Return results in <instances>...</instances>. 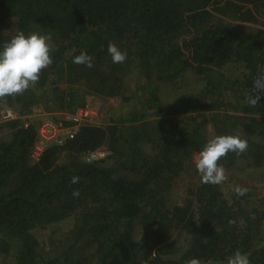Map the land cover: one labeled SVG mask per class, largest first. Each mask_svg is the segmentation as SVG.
Wrapping results in <instances>:
<instances>
[{
    "label": "trees",
    "instance_id": "1",
    "mask_svg": "<svg viewBox=\"0 0 264 264\" xmlns=\"http://www.w3.org/2000/svg\"><path fill=\"white\" fill-rule=\"evenodd\" d=\"M218 12H226L241 29L237 20L257 23L264 17V0H0V51L21 31L49 35L54 48L53 64L43 70L34 86L0 101L25 115L41 102L48 110L77 107L84 103L86 93L121 99L131 94L143 109L150 104L145 113L128 115L131 122L150 116L164 121L174 115H182L176 122L194 121L196 112L205 116L222 108L223 115L216 114L223 117L217 135L240 132L249 148L241 155L229 152L219 164L229 166L243 157L248 166L260 167L264 141L253 140L251 135L258 131L264 137V117L258 119L256 129L245 122L253 117L242 116H264V96L255 107L223 99L192 100L185 95L169 103L161 100L162 85L176 84L186 73L204 79L203 91H210L215 79L229 81L226 69L231 65L242 74L238 82L243 87H252L264 72V28L235 34L231 24L216 21ZM110 41L127 51L123 64L112 63L107 52ZM81 52L93 57L94 67L72 62ZM133 69L137 78L131 89L125 76ZM119 125L81 124L71 139L45 147L29 163L38 125L7 121L11 136L0 141V189L11 180L14 186L0 194V254L9 252L14 239L15 264H84L74 249L88 231L95 243L94 264H185L190 258L204 264L225 260L237 250L249 254L251 264H264V201L262 207L246 210L231 204L219 185L202 184L200 179L187 190L183 203L168 204L171 181L205 143L197 128L173 132L169 119L166 129L159 127L151 160L138 164L141 177L128 179L113 177L98 159L86 163L84 158L104 145L122 155L117 147L123 128ZM134 150L129 149V156ZM133 163L124 160L122 166L135 170ZM74 175L80 177L78 184L70 183ZM74 189L80 191L78 198L72 196ZM85 195L94 205L81 217L75 244L60 256L38 252L31 230L58 222ZM230 220L235 223L229 224ZM135 222L144 232L138 241L133 239ZM174 230L188 233L191 242L178 257L169 259L165 256L179 252L170 241Z\"/></svg>",
    "mask_w": 264,
    "mask_h": 264
},
{
    "label": "rangeland",
    "instance_id": "2",
    "mask_svg": "<svg viewBox=\"0 0 264 264\" xmlns=\"http://www.w3.org/2000/svg\"><path fill=\"white\" fill-rule=\"evenodd\" d=\"M216 21L227 23L232 25V31L235 34H246L253 32L258 27L264 28V17L260 16L257 23L254 22H240L236 21L238 25H241L240 29L234 26V22L226 12L216 13ZM231 65L226 69L229 81L215 79L214 87L210 91H203L205 86V80H201L200 77L194 76L192 73H186L182 80H179L176 84H164L161 89V100L163 103L172 102L179 96L185 95L192 100L198 99L203 101L212 100H225L234 104L243 105L246 95L251 86L241 85L238 81L241 80V73L238 74L235 70V66ZM137 78L136 69L132 70V73L125 76L126 85L131 89L134 86V80ZM131 80L133 83H131ZM131 84V85H130ZM161 86V85H160ZM150 105V104H149ZM148 105V106H149ZM144 109L138 104V100L129 95L127 99H121V97L107 98L100 94L86 93L84 95V103L78 104L77 107H70L66 105L64 109L60 110H48L44 103H39L36 108L29 114H18L15 107H7L0 101V141H7L10 139L11 130L7 126V121L11 119H19L24 124L33 123L36 126L42 122L47 121L54 125H65V122H70L71 116L81 108L87 110L88 115L83 117L82 124H91L97 126H107L111 123L120 124L123 128L120 130L119 135L121 143L117 144L118 149L123 151L122 155L114 153L108 150L104 145L96 151L94 159L99 160V165L105 168H109L113 177H127L128 179H134L141 177V168L138 164L144 161H150L153 154L156 152L157 138L160 136L159 127H167L168 120L172 121V131H179L185 129L183 132L189 131L192 128H197L200 134L203 136L205 143L200 150H196L192 153L191 160L185 164V169L179 172V175L171 181V195L169 197L168 204H181L186 200L187 190L192 187H196L198 181L201 179L196 167L194 156L201 151L208 140L217 136L216 127L222 125L223 117L217 116L219 113L223 115L224 110L222 108L213 110L210 113L206 112L205 116H201L200 112L188 113V115L196 114L197 117L194 121L176 122V119L181 118L182 115H174L173 117L166 118L164 121H160L159 117L150 116L146 119L131 122L127 120V116L130 114L141 115L145 113ZM154 110V109H153ZM9 112V115L6 113ZM218 113V114H217ZM217 114V115H216ZM238 115V114H237ZM253 117L251 121H245L247 125L256 126L259 129L260 117L262 115H243L242 117ZM121 119L123 121H121ZM174 119V120H173ZM118 122H115L117 121ZM159 120V121H157ZM204 122V123H202ZM200 124L197 127L196 124ZM241 128V126H239ZM254 128V127H253ZM235 130L234 132H236ZM243 133V131H242ZM258 131L251 135L253 140L264 141L263 136L258 135ZM245 135V133H243ZM124 140V141H123ZM39 147L44 149L51 144H55L53 141H37ZM135 149L133 156H129V149ZM36 159L30 156L29 163H33ZM132 160L137 166L133 170L134 166H128L125 168L122 166V161ZM133 163V164H134ZM228 180L219 187L226 197L230 199V203L234 205H242L246 210L254 209L257 206L262 207L264 201V163L260 167H252L247 165V161L243 157H238L232 165L224 166ZM14 186L13 180L9 181L3 188L0 189V194L8 192ZM236 186H241L248 189L247 193L243 196H237L234 191ZM238 201V202H237ZM94 204L91 202L90 197L84 196L80 205L67 214L64 218L58 222L52 223L44 228H34L31 230L32 235L37 240L38 244L36 250L41 252L44 256L54 257L63 254L71 245L76 242V229L81 225V217L85 212L92 208ZM1 235V234H0ZM3 237H6L2 234ZM144 232L137 222L134 223L133 239L138 241L142 238ZM170 241L172 240L176 247L179 248V252L165 256V258H176L183 252L191 242V236L180 230H174L170 235ZM95 243L91 240V232H84L76 242L74 253L84 264H94L95 262ZM16 244L13 239L11 241V247L7 254H0V264H15ZM220 261H207L204 264H227V259Z\"/></svg>",
    "mask_w": 264,
    "mask_h": 264
},
{
    "label": "clouds",
    "instance_id": "3",
    "mask_svg": "<svg viewBox=\"0 0 264 264\" xmlns=\"http://www.w3.org/2000/svg\"><path fill=\"white\" fill-rule=\"evenodd\" d=\"M49 35L18 32L9 42H5L0 51V100L22 95L34 86L46 68L53 64L51 53L54 51ZM107 52L112 63L123 64L127 60V51L121 50L114 42H109ZM74 64L94 67L93 57L81 52L73 57ZM264 96V72L258 74L245 97L247 106L255 107ZM249 148L248 140L241 138V133L217 135L206 143L205 147L194 156L195 167L202 184L220 185L228 180L226 169L219 161L229 152L241 155ZM91 163V160L85 161ZM79 176L71 177V184H78ZM237 196H243L248 189L241 186L234 188ZM73 198L80 196L79 189L72 191ZM235 221L230 220L229 224ZM185 264H202L199 258H190ZM227 264H251L249 254L237 250L227 259Z\"/></svg>",
    "mask_w": 264,
    "mask_h": 264
},
{
    "label": "built area",
    "instance_id": "4",
    "mask_svg": "<svg viewBox=\"0 0 264 264\" xmlns=\"http://www.w3.org/2000/svg\"><path fill=\"white\" fill-rule=\"evenodd\" d=\"M6 114L9 115V112ZM87 115L88 112L86 109H78L74 115L71 116L70 124L67 126L61 124L58 126L47 121L40 122L36 128L37 139L31 152L32 156L37 160L43 151V149L38 146L37 141H53L55 144H61L66 139H71L82 124L83 117ZM95 153L96 151L87 152L84 156L85 160H90L95 157Z\"/></svg>",
    "mask_w": 264,
    "mask_h": 264
}]
</instances>
